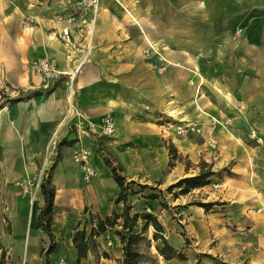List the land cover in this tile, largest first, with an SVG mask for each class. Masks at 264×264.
Instances as JSON below:
<instances>
[{"label": "crops", "instance_id": "1", "mask_svg": "<svg viewBox=\"0 0 264 264\" xmlns=\"http://www.w3.org/2000/svg\"><path fill=\"white\" fill-rule=\"evenodd\" d=\"M40 58L53 60L58 74L47 88L31 67ZM0 90L39 91L0 110V217L9 223L0 264H13L16 245V264H119L117 225L95 236L96 252L79 262L72 244L77 229L94 227L90 216L122 211L106 155L127 181L150 186L148 194L195 174L201 160L214 170L229 164L230 174L195 188L217 203L212 219L182 200L189 192L171 205L187 231H212L223 263L264 264V0H100L95 21L79 0H0ZM104 115L115 123L111 137L70 131L77 117ZM185 125L199 132L178 134ZM55 133L66 142L49 161L56 246L47 252L40 187L21 186L44 166ZM166 143L180 157L172 166ZM80 151L85 158L75 161ZM148 194L128 199L133 212L151 211ZM149 202L155 215L162 211ZM165 229L183 253L182 237Z\"/></svg>", "mask_w": 264, "mask_h": 264}, {"label": "trees", "instance_id": "2", "mask_svg": "<svg viewBox=\"0 0 264 264\" xmlns=\"http://www.w3.org/2000/svg\"><path fill=\"white\" fill-rule=\"evenodd\" d=\"M38 92L39 91L19 92L14 97H7L4 104L17 103L22 99H28L32 94ZM69 127L71 129L70 131L73 132V123H71ZM65 142L66 139H62L59 142L58 147L64 145ZM165 146L169 154L168 166H172L173 161L178 159L176 149L172 143H166ZM104 162L110 168L112 177L119 188L118 195L115 198V203H122L123 208L120 213L113 211L110 215L103 218L90 216V220L92 224H94V227H91L88 232L84 227L75 231L72 236V244L77 253V262H79L82 258H85L89 252H96L97 244L94 240L95 236L102 234L107 228H114L116 225L119 228L115 229V234L119 238L120 249L122 250V258L119 264H140L142 261L140 246L142 241L147 240L145 233L149 226H151L154 230L152 239L160 242L155 246L159 256H162L165 260H171L174 258L184 260V254L172 247L163 236V226L153 213L152 204L149 201L158 199L156 194H148L146 197V199H148L147 204L151 207V211H145V209H143L141 212H132V205L129 203L128 199L141 192L142 189L150 188V186L138 184L135 181H127L121 174L120 167L114 165L113 161L107 157V155L104 156ZM198 166L200 168L198 173L192 176L184 177L174 184H171L167 188V191L171 193L172 190L178 189L176 195H182L188 193L192 189L208 185L211 178L216 176L217 173L212 170L211 164L203 160ZM50 171L51 167L49 172H46V175L43 177L39 186L43 197V205L39 209V216L41 219L42 232L49 240L47 252H52L56 246L53 242L51 231L55 189L51 183ZM135 186L139 189H136ZM215 204L217 203H198V206L204 209H209ZM146 247L149 248V243L146 244ZM41 253L43 254V251Z\"/></svg>", "mask_w": 264, "mask_h": 264}, {"label": "rangeland", "instance_id": "3", "mask_svg": "<svg viewBox=\"0 0 264 264\" xmlns=\"http://www.w3.org/2000/svg\"><path fill=\"white\" fill-rule=\"evenodd\" d=\"M7 97H10V96L6 95L4 90H0V110H1V108H3L4 106L7 105V104H4ZM179 158L180 157H178V159ZM201 161H199L198 164L196 165L198 167V171L196 173H198L200 170L198 165ZM183 162L185 163L186 167L190 166L189 161H183ZM174 163L175 162L173 161V164ZM209 164H211V163H209ZM229 166L230 165L227 164L226 166L221 167L218 170L217 169L214 170V167L211 164L212 170L214 172H216L217 175L211 178L209 184L212 183L213 178L214 179L215 178H221L222 176L230 174L229 173ZM50 167H51V163L49 162L47 164V166L45 167L44 177L46 175V172H49ZM41 169H42V167L39 169L38 173H40ZM192 175H194V174L187 175L186 177L192 176ZM31 182H33V180ZM169 186L170 185L164 187L162 190L156 189V195L158 196L157 205L160 206V210L162 209V211H160L159 214L156 213V217H157L158 221L161 223V225L163 226V235L164 234L166 235V229H165V226H166V228H168L167 229L168 232L170 231V228H171V230H175L182 237V239L184 240V246L181 249L183 250V254L185 256V259L184 260L174 259V261L171 263L163 261L161 264H223L222 261L226 260V257H228V256L224 252V249L217 247L215 245L214 235H213L211 230L207 231V229L203 228V231H201V230L197 231L196 227L195 228L191 227V230L188 229V231H187L185 229L184 224H179L177 222V220L179 218H181V216H179V213L177 211L178 209H175L178 206L173 207L171 204L173 202H176L174 197L177 196L176 193L178 192V189H174L171 191V193H169L167 191V188ZM135 188L139 189L136 186H135ZM206 188L207 187L205 185V188H203V189H206ZM142 190H143V193H146V194L150 193L149 189H142ZM178 198H180V197H178ZM182 200L183 201L190 200V205H192L194 208L200 207V206H198V203H208L209 202L207 200L206 195L203 194V192H201V191L197 192L195 189L190 190L188 196L187 197L183 196ZM179 201H181V199H179ZM2 208H3V203H0V211H2ZM200 208H202V207H200ZM202 209L204 212V217L207 218V220L212 219V216H214V213L218 212V211H216V209L218 210V208H216V206H214V205L211 206V208H209V209H204V208H202ZM221 212L222 211H219L220 221H226V218L221 215ZM164 216L168 217V219H169V222L166 223L165 225H163V222H162V219L164 220ZM0 218H2V219H0L1 223H2V225H0V234L1 233L7 234L9 232V223H8L6 217L1 216ZM223 218H225V220H223ZM170 224H172V225H170ZM153 233H154L153 228L151 226H149L146 233H145V237L147 240L142 241L141 246H140V251L142 252V261L140 262V264H160V262H158V259H159L158 253L155 249V246L157 244H159L160 242L154 241L152 239ZM147 243H149V248L146 247ZM18 246L16 245V246L12 247L13 264H16V261H17L18 256H19V247L20 246L19 247ZM24 247H27V242H26V246H23V247L21 246L20 255H21L22 249H24ZM47 247H48V245H47ZM115 247L116 246L114 243L112 246V249H115ZM0 250H4L1 242H0ZM19 258L22 260V257H19ZM224 264H228V262H226Z\"/></svg>", "mask_w": 264, "mask_h": 264}, {"label": "built area", "instance_id": "4", "mask_svg": "<svg viewBox=\"0 0 264 264\" xmlns=\"http://www.w3.org/2000/svg\"><path fill=\"white\" fill-rule=\"evenodd\" d=\"M82 8L86 10H90L92 12V21H95L97 17V13L100 6V0H79ZM67 35V33H64ZM31 67L34 69L36 73H38L42 78V83L45 88L49 87L51 81H53L57 77V71L54 66V61L47 58H40L31 61ZM74 113H69L66 122L71 120ZM73 133L77 138H91L95 136L100 137H111L114 135L116 131L115 123L113 118L110 115L101 116L98 120H86L81 117H77L73 121ZM199 132V129L194 125H185L183 127H177V133L180 135H185L187 133ZM249 136L256 140L258 143L262 142V138L259 137L255 131H250ZM59 136L58 133L52 135L48 141L45 151V161L44 166L42 167L40 173L36 177H34L33 182L26 183L22 185V191H27V186L34 187L35 189H39L40 183L44 177V170L47 164L50 161V156H52L59 145ZM86 152H78L74 155V160L79 161L85 158ZM93 175V171L90 169H86L85 179H89L90 176Z\"/></svg>", "mask_w": 264, "mask_h": 264}]
</instances>
